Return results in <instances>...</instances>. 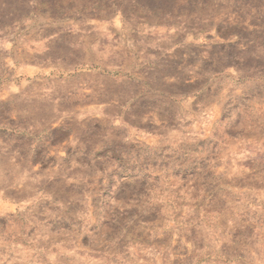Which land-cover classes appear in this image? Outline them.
<instances>
[{
    "label": "rangeland",
    "instance_id": "374dc122",
    "mask_svg": "<svg viewBox=\"0 0 264 264\" xmlns=\"http://www.w3.org/2000/svg\"><path fill=\"white\" fill-rule=\"evenodd\" d=\"M0 264H264V0H0Z\"/></svg>",
    "mask_w": 264,
    "mask_h": 264
}]
</instances>
